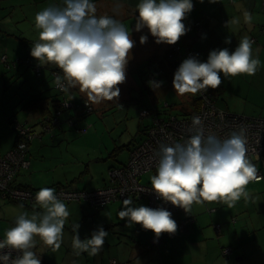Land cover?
<instances>
[{
    "label": "crops",
    "instance_id": "obj_1",
    "mask_svg": "<svg viewBox=\"0 0 264 264\" xmlns=\"http://www.w3.org/2000/svg\"><path fill=\"white\" fill-rule=\"evenodd\" d=\"M92 2L97 6V15L107 14L120 20L130 30L131 38L134 39L135 46L131 50L127 64L126 80L119 85V89L120 93L127 92V95L125 94L127 97L123 99L127 100L129 105L132 103L137 105L140 116L137 131L140 137L147 125L145 117L150 118V116H142L140 112L142 109L151 108L152 105H160L162 99L158 97L162 93L157 92L155 86H151L149 93L141 92L137 64L143 62L144 65L148 59L155 56L154 59L161 58L166 52L167 44L155 43L147 28L139 32L134 30L135 6L139 0H92ZM192 3L193 10L183 21L188 31L175 45L192 50L197 59L206 62L208 53L213 49L228 48L231 52L243 36L254 39L253 56L260 60L255 75L224 77L221 74V85L216 89L208 90L214 93L216 105L221 109L246 117H264V0H217L216 3H210L209 0H203L202 3L199 0H192ZM53 4L63 6V0H0V110H3V124H0V156L14 144V132L9 118L14 116L13 118L16 119V115H20L22 120L18 123L29 125L35 136L29 144L27 153L29 165L16 175V184L39 190L62 184L78 189L97 188L107 183L108 170L111 166L123 164L128 158L118 160L116 152L115 155L112 153L115 147L101 160L107 164V170L104 172L91 169V163L98 159L90 157L85 162L84 153L77 155L73 150L68 152L63 150L65 153L58 150L53 151L54 153L43 152L46 139H49L48 135L52 132L57 133L58 128L50 129L49 126V129H44V122L49 119L47 114L46 119L43 120L33 108L23 106L27 100L40 97H45L48 101L55 98L60 100L59 104L64 99L70 100L74 105L89 101L86 94L80 92L78 87H69L67 91L58 92V95L53 97L56 92L54 88L56 78L53 72L57 70L58 75L62 73L51 64L39 66L30 55L31 47L38 41V30L34 24L35 14ZM245 12L251 14L250 23L245 20ZM233 19H237L239 24L224 26L226 21L231 22ZM197 21L200 22L197 28L190 29V25H195ZM141 35L148 37L144 44L140 43ZM226 37L231 39V43L224 42ZM2 55H5L4 60L1 59ZM28 60L32 62L33 67H39V74L36 73L35 68L26 64ZM30 70L38 76V80L32 79ZM173 75L171 70L165 69V73L157 82L162 79L172 82ZM12 81L15 88L11 85ZM142 96L143 102H140ZM238 99L240 103L237 102ZM89 103L91 111L87 115L94 110L98 115H102L104 111L112 110L119 102L113 100L100 104H92L90 101ZM184 109L192 111L194 107L192 105V109L189 110L184 106ZM64 111L59 114L58 119L61 125L66 126L65 120L69 118V114H76L77 110L75 107L69 108L67 114L62 115ZM85 117L79 118L78 123L85 129L80 134H84L89 128L88 125H84ZM38 121H43L41 126ZM69 131L74 136L72 131ZM66 133L63 131L56 134L57 136L54 135L49 139V144H56L54 138L57 137L59 146L64 136L67 137ZM138 141L131 142L126 147L130 150ZM250 160L260 170L262 178L249 183L247 186L249 190H246L257 189L262 194L263 201H259V207L252 201L245 204L243 200H239L236 206L221 208L218 211V207L209 204L210 202L194 203L190 214L185 213L183 209L172 214V219L177 224V231L172 235L161 234L157 239L151 231L144 230L139 224L129 227L128 241L131 246L125 245L124 239L119 235V230L126 220H119L115 216L106 222L92 221L85 231V236L79 235L80 239L91 236L98 226L103 227L108 235L99 254L89 258L88 253H84V264H108L110 260H116L118 264H264V158L252 157ZM68 203L72 206L71 212L84 216V209L87 208L84 203L88 204L86 201ZM35 205L38 204L28 206ZM206 209L208 214L201 213ZM120 210L122 207H116L111 213L118 215ZM218 212L219 215H216ZM240 214L243 215V222L237 219V215ZM181 224L183 227L179 228L178 225ZM217 224L218 227L215 226ZM67 232L71 238L64 236V240L73 247V236L71 232ZM222 247H230L231 251L223 254ZM105 256L106 261H103Z\"/></svg>",
    "mask_w": 264,
    "mask_h": 264
},
{
    "label": "clouds",
    "instance_id": "obj_2",
    "mask_svg": "<svg viewBox=\"0 0 264 264\" xmlns=\"http://www.w3.org/2000/svg\"><path fill=\"white\" fill-rule=\"evenodd\" d=\"M193 7L192 0H139L134 30L147 28L155 43L174 45L188 31L183 21ZM244 15L250 23L251 14ZM34 24L38 41L31 47L30 55L39 66L51 64L60 70L62 75H57L55 82L62 91L78 87L92 104L119 99V85L126 80L127 64L135 46L130 30L120 20L107 14L97 15L92 0H63V6L53 4L38 11ZM229 24L238 25L239 21H226L224 26ZM147 39L141 35L140 43H146ZM224 42L231 43V39L226 37ZM259 66L260 60L253 56V41L243 36L231 52L228 48L211 50L206 62L196 56L184 59L174 72L172 86L179 95H196L219 87L221 74L253 76ZM161 84L149 81L150 87L159 88ZM247 152L242 128L221 139L214 133L205 134L201 118L194 117L183 143L160 146L156 174L150 177L151 189L159 199L187 214L194 203L224 202L231 208L241 198H249L247 186L259 179ZM35 200L43 214L29 217L28 213H21L16 217L15 226L7 229L0 240V264H41L33 251L37 237L53 251L61 247L70 215L66 204L50 187L41 188ZM122 203L118 215L126 220L127 227L139 224L157 239L161 234L172 235L177 231L169 211L135 207L131 199ZM79 227L78 223L72 224L75 254H99L108 232L98 226L90 238L82 240Z\"/></svg>",
    "mask_w": 264,
    "mask_h": 264
},
{
    "label": "built area",
    "instance_id": "obj_3",
    "mask_svg": "<svg viewBox=\"0 0 264 264\" xmlns=\"http://www.w3.org/2000/svg\"><path fill=\"white\" fill-rule=\"evenodd\" d=\"M195 25L198 26L199 22H196ZM251 40L253 41V39ZM171 46L175 51L179 50L178 45ZM193 55V52L187 49L184 53V59ZM4 57L5 55H2L1 59L4 60ZM173 58L177 60L176 56H173ZM181 62L180 56L178 64ZM34 68L36 73L39 74V67L35 66ZM53 74L56 78L58 71L54 70ZM54 88L59 92H65L57 86L56 82ZM197 96L199 107L189 116H177L169 112L167 102H163L160 107L142 109L140 112L142 116H150V124L145 127L144 138L131 148L128 159L124 164L109 169L108 184L104 187L82 191L54 188L57 197L60 200L68 201L82 198L95 207L103 206L112 200L123 201L124 199L144 197L148 201V207L153 209L160 207L169 211L171 215L174 214L181 208L159 199L151 189L150 177L156 174L160 146L174 142L183 143L189 135V128L194 117L201 118L205 134L214 133L221 139L227 138L233 131H239L242 128L246 136L249 160L252 157L264 158V117H246L221 109L216 105L215 97L209 91L198 93ZM68 107H75L77 111L91 110L89 101L74 105L70 100H62L60 108ZM58 113L59 110L56 111V114ZM56 122V117H53L52 120L48 119L44 122L43 128L47 129L49 124ZM14 126L18 130V143L0 156V198L32 205L36 203L35 195L39 190L16 184L15 177L21 169L29 164L25 158L28 146L25 140L33 138L35 133L30 130L29 126H24L18 122ZM146 174L149 177L144 181L142 176ZM257 175L258 180H260L262 175L258 168ZM178 226L179 228L183 227L182 224ZM215 226L218 227L219 225ZM0 240H2L1 236ZM230 251V247L222 249L223 254H228ZM109 264L118 263L116 260H110Z\"/></svg>",
    "mask_w": 264,
    "mask_h": 264
},
{
    "label": "rangeland",
    "instance_id": "obj_4",
    "mask_svg": "<svg viewBox=\"0 0 264 264\" xmlns=\"http://www.w3.org/2000/svg\"><path fill=\"white\" fill-rule=\"evenodd\" d=\"M134 40V39H132ZM143 62L138 63L137 67H141ZM1 68V64H0ZM44 70V69H43ZM30 76L33 80H38V76L34 74L33 71L30 70ZM1 78V74H0ZM140 86H143V83L146 82L145 75H140ZM162 84L160 87L156 88L157 92H161V96L158 98L162 99L161 102L163 103L165 100L176 106V108L173 110L174 113L177 115H181L182 112H184V106H187L189 110L192 109L191 101L192 99L197 97L196 95L192 94H185V95H179L175 93L172 82H166L163 79L160 81ZM1 83V82H0ZM1 88V86H0ZM53 91V90H52ZM58 91V90H57ZM133 96L134 93L130 92ZM127 92L122 91L119 95V99L114 106V108L111 110H106L102 113V115H98L94 110L93 112L86 115L85 123L84 125H88L89 128L84 134H74L71 135L69 130L67 129V137L64 136L63 140L60 141L59 146L51 147L49 144V139H46V145L43 146V152H49L52 153L53 151H71L73 150L77 155H83L84 153V160L87 162L90 157L94 158L95 160L98 159L96 162H92L90 165V168L96 171H106L107 170V164L102 160L105 156L109 155L112 150L116 147V158L118 160H126L129 156V149L126 147L131 142L138 141L140 139L138 135V122L140 120L139 112L137 105L132 103L128 104L129 102L123 98L127 97ZM130 97V96H128ZM140 99V98H139ZM115 101V100H114ZM140 102H143V96L141 97ZM238 103H240V99L237 100ZM222 103V102H221ZM105 104V103H104ZM154 106V105H152ZM3 110H0V124H3L2 117H3ZM69 112V111H68ZM231 112V111H230ZM233 112V111H232ZM67 114V110H65L62 115ZM183 115V114H182ZM181 115V116H182ZM146 119V127L150 124V118L145 117ZM16 119L22 120L20 115H16ZM130 145V144H129ZM56 147V148H55ZM61 147V148H60ZM118 147H120L118 149ZM65 153V152H63ZM86 164V163H85ZM149 175H143L142 179L148 178ZM249 190V189H247ZM82 191V190H81ZM249 198L245 200L244 198H241L240 200H243V203L247 204L248 202L252 201L255 203L256 206L259 207V201H263L262 194L259 193L257 189L254 191H248ZM133 201V206L139 207V206H147L148 207V201L144 197L131 199ZM123 201L121 200H112L106 203L103 206H100L98 209H94V206H89L84 203V205L87 207L84 209V216L76 215L73 212H71L72 206L68 205V202H64L68 208V211L70 213L69 217L67 218V221L64 226V235H63V242L61 244V247L58 250L53 251L52 248L46 246L43 244L42 241L39 240V238H36V246L33 248V251L37 254L38 257L41 259V264H84V253H81L79 256L75 254V251L73 247L70 246V244H66L65 237L71 236L68 234L67 231L71 232L72 236L74 235L72 231V224L78 223L79 229L78 234H84L85 231H87L88 227L91 225L92 221H95V223L98 222H106L109 220V218H113L115 216L118 217L119 215H112L111 212L112 209L116 207H122L123 208ZM261 202V201H260ZM209 204L215 205L219 209H225L229 208L228 205L224 202H219L218 204H213L210 202ZM208 204V207H209ZM29 205V204H28ZM26 205L21 204L17 201H8L0 198V236L3 240L4 233L7 229L15 226V220L18 215L21 213H28L29 217L33 214H43L44 210L40 208L39 205H35L33 207H30ZM236 206V204H235ZM256 208V207H255ZM208 209H206L205 212H201L204 214H208ZM76 212V211H75ZM178 212V211H177ZM78 213V212H77ZM176 213V212H175ZM200 213V214H201ZM219 215V212L216 214ZM173 218V217H172ZM252 218V217H251ZM237 219L239 222H243V215H237ZM123 224V223H122ZM129 227L126 226V222L122 225V228L119 230V235L124 239V244L131 246L129 243ZM85 238H90L84 237ZM118 245V243L116 244ZM89 255V254H88ZM90 258V255H89ZM106 256L103 257V261H106ZM113 261V260H112Z\"/></svg>",
    "mask_w": 264,
    "mask_h": 264
},
{
    "label": "trees",
    "instance_id": "obj_5",
    "mask_svg": "<svg viewBox=\"0 0 264 264\" xmlns=\"http://www.w3.org/2000/svg\"><path fill=\"white\" fill-rule=\"evenodd\" d=\"M197 22H199V21H197ZM199 24H200V22H199ZM191 26V28L190 29H193V28H197V26L196 25H194V24H192V25H190ZM254 40V39H253ZM179 46V45H178ZM187 49H185V48H181L180 46H179V50H177V51H175L173 48H172V46L171 45H167V48H166V52H165V54L164 55H162L161 56V58H156V59H154L155 57H153V58H150V59H148V61H146L145 62V64L144 65H142L141 67H139V69H137V72L139 73V75H145V79H146V82H144L143 83V86H140L141 88V92L143 93V94H145V93H149V91H150V86H149V81H158L159 80V77L161 76V75H163L164 73H165V69H169V70H171L173 73L176 71V69L179 67V64H178V60H179V57L181 56V60L183 61L184 60V58H185V56H184V53H185V51H186ZM190 50V49H189ZM190 51H192V50H190ZM193 52V51H192ZM193 54H194V52H193ZM171 55V56H170ZM173 56H176V59L177 60H174V58H173ZM193 56H195V55H193ZM27 65H31L32 67H33V65H32V62H30V60H28L27 61V63H26ZM17 66V64H15V67ZM34 68V67H33ZM151 79V80H150ZM13 82L14 81H12V87L13 88H15L13 85ZM54 84H55V81H54ZM207 91H209L210 93H212L210 90H207ZM58 92L59 91H57L56 90V92L52 95L53 97L54 96H56V95H58ZM59 93H62V92H59ZM213 95H214V93H212ZM214 97H215V95H214ZM59 101L60 100H57V99H52V100H50V101H48L45 97H40V98H32V99H29V100H27L26 102H24V107H26V108H33L35 111H36V113L39 115V116H41L42 117V119L44 120V119H46V114H47V116H48V118H49V120L51 119L52 120V118L53 117H56L57 118V122L55 123V124H53L52 123V125H50L49 124V126H50V129L51 128H53V127H57L58 128V131H57V133H51V134H49L48 136H49V139H52L53 138V136L54 135H56V134H60V133H62L63 131L64 132H67V129L68 130H71L73 133H75V134H80V133H82L83 132V130H85V129H83V127L78 123L79 122V118L80 117H84V116H86L87 115V113L88 112H90V111H87V110H78L77 112H76V114H72V113H70L69 114V118H67L66 120H65V124H66V126L65 125H61V122L59 121V119H58V116H59V114L63 111V110H68L69 108H64V109H61L60 108V104H59ZM164 102H167L166 100L164 101ZM215 102H216V97H215ZM168 103V102H167ZM162 105V102L160 103V105H158V106H151V108L152 107H160ZM192 105H193V107H194V110H197V108L199 107V100H198V96L196 97V98H194V99H192ZM176 108V106L175 105H173V104H170V103H168V111L169 112H172L173 114H176V113H174L173 112V110ZM184 109V108H183ZM57 110H59V113L58 114H56V111ZM194 110H192V111H188V110H185L184 109V112H182V116H186V115H191L192 114V112L194 111ZM177 115V114H176ZM181 115H177V116H181ZM14 116H12L11 118H9L10 120H11V125H12V130H13V132H14V144H13V146L16 144V143H18V139H19V137H18V130L15 128V126H14V124L16 123V122H18V120L17 119H15V118H13ZM41 119V120H42ZM69 119V120H68ZM14 122H13V121ZM43 123V121H41V122H39L38 121V124L41 126V124ZM20 124H23L24 126H29V125H27V124H25V123H20ZM49 126L47 127L48 129H49ZM142 127V126H141ZM29 128H30V130H32L31 129V127L29 126ZM141 129V128H140ZM139 129V130H140ZM144 131H145V127H144V129H143V134L140 136V140L137 142V143H139L143 138H144ZM57 136V135H56ZM55 139V143L57 142L58 143V141L59 140H57V137H55L54 138ZM34 139H27V140H25V143H26V145H28L27 146V149H26V152H25V158L28 160V158H27V153H28V150H29V144L33 141ZM57 143L56 144H50V146L51 147H54L55 145H57ZM136 143V144H137ZM135 144V145H136ZM134 145V146H135ZM12 146V147H13ZM11 147V148H12ZM10 148V149H11ZM131 150V149H130ZM115 152H117L116 151V148H115V150H114V152H112L113 153V155H115ZM6 153V152H5ZM52 153H54V152H52ZM112 155V156H113ZM28 162H29V160H28ZM124 164V163H123ZM29 165V164H28ZM120 165H122V164H120ZM115 166H117V165H115ZM112 167H114V166H111L110 168H112ZM65 169H66V167H64ZM109 168V169H110ZM19 173V172H18ZM143 177V176H142ZM108 179H109V170H108ZM108 184V181H107V183L106 184H104L103 186H100V187H104V186H106ZM23 187H29L30 189H33V190H39V189H37V188H34V187H31V186H23ZM54 188H64V189H70V190H75V191H81V190H92V189H95V188H91V189H78V188H71V187H68L67 185H57V186H55ZM97 188H99V187H97ZM8 201H11V200H8ZM62 202H80V201H85L84 199H79V200H70V201H68V200H61ZM87 202V201H86ZM21 204H23V205H26L27 203H23V202H20ZM88 203V202H87ZM89 204V203H88ZM28 205V204H27ZM100 207V206H99ZM83 240V239H82ZM224 247H222V249H223ZM109 263H110V261H109ZM108 263V264H109Z\"/></svg>",
    "mask_w": 264,
    "mask_h": 264
}]
</instances>
